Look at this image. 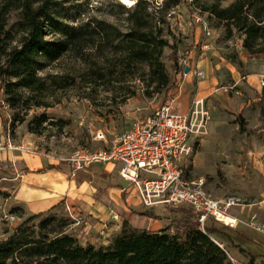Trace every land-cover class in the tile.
<instances>
[{
	"label": "rangeland",
	"instance_id": "obj_1",
	"mask_svg": "<svg viewBox=\"0 0 264 264\" xmlns=\"http://www.w3.org/2000/svg\"><path fill=\"white\" fill-rule=\"evenodd\" d=\"M58 1L57 6L62 17L72 23L95 16L114 21L122 28L127 26L128 12L119 5L124 4L120 0ZM212 1L214 0H208ZM233 1L235 0H222L221 4L228 6ZM191 2H182L170 10H175L174 14H168L169 28L176 36L179 46L177 59L187 50L195 51L194 61L208 59L210 68L215 69L218 83L213 94L207 97L202 95L209 111L207 133L191 139L194 151L187 161V173L190 178L205 177L207 188L215 197H235L239 205L230 210L245 221L240 224L256 237L257 234L264 237V231L250 225L255 215L254 221L264 228V207L256 205L264 197V175L256 167L258 162L264 164L261 158L264 154V55H250L241 48V40L235 36L226 39L225 26L208 13H201L198 6ZM198 13L206 20L211 35H206L203 28L194 21V15ZM203 43L209 44L207 50L201 49ZM171 55V51L165 48L162 60L173 80V86L167 91H155V85L149 86V66L146 63L134 66L131 71L121 75L128 77L135 73L131 82L97 83L86 75L89 66L84 60L66 55L59 62L49 65L46 71L72 73L75 76L73 85L59 90L52 106L34 107L27 114L20 113L24 121H17L15 124L14 118L19 111L6 102L4 85L0 79V140L7 142L9 139L13 145L30 146V151H18L50 160L56 165L47 164V167H56L70 177H75L78 185L88 181L85 186L95 189L94 198L100 197L107 186L115 187L118 191L122 187L128 189L132 185L119 175L118 166L112 171H105L94 164L74 175L68 158L79 149L106 147L115 134L129 130L138 120L145 119L157 107L175 98L184 78L180 72H176L177 66ZM195 67L194 65L193 68ZM104 68V72H111L113 69L112 65H105ZM248 78L252 84L248 82ZM205 79H199L196 75L190 77V82L196 89L191 94L188 111L193 107L198 83ZM132 92L134 95L122 103L125 93ZM42 113L58 123L46 122L41 133L31 132L29 122ZM99 130L105 132L107 142L96 139ZM6 149L12 150L5 148L0 151L5 152ZM26 171L23 161L14 164L9 159H0V190L4 192L0 194V240L23 220L12 213L11 209L18 205L14 202L18 175ZM121 194L124 202H120L121 205L117 207L118 218L110 216L101 221L97 214L87 209L88 203L84 199L79 202L78 197L69 201L64 199L51 213L57 212L70 217L67 203L75 205L78 209V220H75L69 230L83 243L91 241L108 244L120 232L125 219L123 214L129 218L133 211L141 213L152 208L139 204L134 196L130 197L128 203L125 199L130 192L124 191ZM36 206L33 205V208ZM242 208H245L243 212ZM181 209L190 208L171 206L169 213L164 212L158 218L136 215L132 218V225L151 231L170 226L171 233L184 234L183 229L171 225L173 219L180 217ZM26 212L32 214L27 210ZM225 247L237 259V255L227 245ZM258 262L264 264L262 260Z\"/></svg>",
	"mask_w": 264,
	"mask_h": 264
},
{
	"label": "trees",
	"instance_id": "obj_2",
	"mask_svg": "<svg viewBox=\"0 0 264 264\" xmlns=\"http://www.w3.org/2000/svg\"><path fill=\"white\" fill-rule=\"evenodd\" d=\"M187 1L139 0L131 7L119 3L128 12L127 26L122 28L114 21L95 16L72 23L62 17L58 0H0V79L6 102L19 111L14 124L24 121L20 113L52 106L56 93L73 85L72 73L46 71L66 55L84 60L89 66L86 75L97 83L131 82L135 73L121 75L146 63L149 86L155 85V91L169 90L173 80L162 60L165 48L172 53L177 73L181 67L168 14ZM221 1L192 0L191 4L223 24L226 39L235 36L250 55H264V0H235L228 6ZM105 65H112L111 72H104ZM133 95L134 92L125 93L122 103ZM46 122L58 123L42 113L29 122V129L41 133ZM0 194L4 192L0 190ZM56 207L32 214L19 204L11 209L23 220L0 240V264H232L217 241H229L238 247L249 256L248 264L264 261L241 243H253L255 234L212 218L203 230L191 208L181 209L180 217L171 222L184 234L171 233L170 226L151 231L132 225L136 215L158 218L169 213L171 206L164 204L141 213L133 211L129 218L123 214L120 232L108 244H97L83 243L69 230L74 219L51 213Z\"/></svg>",
	"mask_w": 264,
	"mask_h": 264
},
{
	"label": "built area",
	"instance_id": "obj_3",
	"mask_svg": "<svg viewBox=\"0 0 264 264\" xmlns=\"http://www.w3.org/2000/svg\"><path fill=\"white\" fill-rule=\"evenodd\" d=\"M174 13L175 10H172L170 15ZM194 21L203 28L206 35H211L201 14H195ZM208 48L207 43L201 45L202 50ZM192 53V50H187L179 56L180 74L186 76L188 73L185 72V67L190 66V72L199 79L206 78V71L198 64L193 68ZM175 102V98L167 101L145 119L138 120L129 130L115 134L106 147L84 148L74 152L68 158L73 174L76 175L94 164H113L116 168L118 166L119 175L132 185L139 204L145 207L164 204L174 207L188 206L203 230L209 218L236 228L245 221L234 217L235 221L227 222L225 217L231 216L230 209L239 205L238 200L235 197H215L208 190L205 177L190 178L186 169L187 161L194 151L191 139L207 133L209 111L205 98L194 99L192 109L185 112L176 109ZM96 139L108 141L102 130L97 132ZM5 148L31 150L30 146L13 145L9 139L7 142L0 140V149ZM261 158L264 160V154ZM66 208L70 218L78 220V209L75 205L67 203ZM113 217L118 218L117 215ZM254 219L255 215L250 225L264 231ZM217 243L227 251L232 264H238L225 245L219 241Z\"/></svg>",
	"mask_w": 264,
	"mask_h": 264
},
{
	"label": "crops",
	"instance_id": "obj_4",
	"mask_svg": "<svg viewBox=\"0 0 264 264\" xmlns=\"http://www.w3.org/2000/svg\"><path fill=\"white\" fill-rule=\"evenodd\" d=\"M242 43V42H241ZM242 48V44H241ZM193 66L199 65L206 71V79L200 81L197 87L196 98H204L203 96H208L213 94L215 86L218 83V78L214 74V68H210L208 59H203L194 61ZM195 75L193 72L188 73L183 76L184 81H181L179 88L177 89V95L175 97V108L180 111H188L189 102L192 92L196 89L195 85L190 82V77ZM252 75H250L251 77ZM248 82L252 84L248 78ZM203 95V96H202ZM0 151V159H9V161L17 163V161L24 162L28 171L18 175V183L14 190V202L22 205L30 213H40L47 211L54 206H57L61 201L67 199H75L80 202L84 199L88 204H86L87 209L97 214L101 221L110 216L118 215L115 206L118 207L120 202H124V197L122 192H130L129 196L125 199L128 203L130 202V197L135 196L134 190L131 191L132 187L128 189L122 187L115 190V187L107 186L100 197L94 198V190L91 186H85L88 181H84L77 184L75 177L69 176L66 172L58 170L56 167L49 168L47 164L56 165L50 160H47L41 156L26 154L25 152H20L18 150H4ZM101 169L105 171H112L116 168L115 165H102L97 164ZM112 166L111 168H109ZM257 169L264 175V164L261 162L256 163ZM99 168L97 172H99ZM88 185V184H87ZM130 185V184H129ZM138 200V199H136ZM139 203V202H138ZM49 204V206H43ZM33 205H37L33 208ZM258 207H264V197L260 199L257 203ZM38 207V209H37ZM245 208H242L243 212ZM250 213H248L249 215ZM230 215L235 218H241L236 212L230 210ZM104 226H107L103 224ZM240 229L248 232L245 226L239 224ZM257 238L254 239L253 243L248 241H241L244 247H249L255 254H258V259H264V237L257 234ZM224 245H227L229 249L233 251L234 255H237L238 264H248L249 256L246 253L240 251L238 247L231 245L229 241H223Z\"/></svg>",
	"mask_w": 264,
	"mask_h": 264
},
{
	"label": "bare ground",
	"instance_id": "obj_5",
	"mask_svg": "<svg viewBox=\"0 0 264 264\" xmlns=\"http://www.w3.org/2000/svg\"><path fill=\"white\" fill-rule=\"evenodd\" d=\"M121 2H123L125 5L131 7V6H134L139 0H120ZM225 220L227 222H233L235 221L234 217L233 216H226L225 217Z\"/></svg>",
	"mask_w": 264,
	"mask_h": 264
},
{
	"label": "water",
	"instance_id": "obj_6",
	"mask_svg": "<svg viewBox=\"0 0 264 264\" xmlns=\"http://www.w3.org/2000/svg\"><path fill=\"white\" fill-rule=\"evenodd\" d=\"M190 71H191L190 66H186V67H185V72H186V73H189Z\"/></svg>",
	"mask_w": 264,
	"mask_h": 264
}]
</instances>
